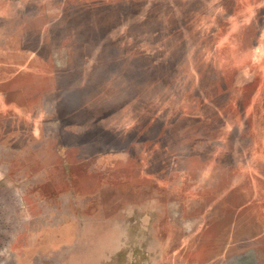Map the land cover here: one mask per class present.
I'll return each instance as SVG.
<instances>
[{"label":"rangeland","instance_id":"1","mask_svg":"<svg viewBox=\"0 0 264 264\" xmlns=\"http://www.w3.org/2000/svg\"><path fill=\"white\" fill-rule=\"evenodd\" d=\"M0 264H264V0H0Z\"/></svg>","mask_w":264,"mask_h":264}]
</instances>
